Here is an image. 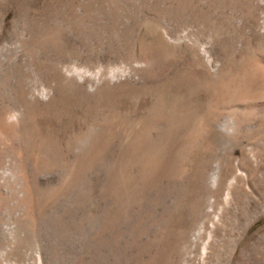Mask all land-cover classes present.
<instances>
[{"label":"rangeland","instance_id":"1","mask_svg":"<svg viewBox=\"0 0 264 264\" xmlns=\"http://www.w3.org/2000/svg\"><path fill=\"white\" fill-rule=\"evenodd\" d=\"M1 230L4 264H264V0H0Z\"/></svg>","mask_w":264,"mask_h":264},{"label":"bare ground","instance_id":"2","mask_svg":"<svg viewBox=\"0 0 264 264\" xmlns=\"http://www.w3.org/2000/svg\"><path fill=\"white\" fill-rule=\"evenodd\" d=\"M260 12V11H259ZM252 27V26H251ZM201 32V31H200ZM263 43V42H262ZM262 64V63H261ZM61 72V71H60ZM245 74V73H244ZM254 77V76H253ZM230 83V82H229ZM6 115V114H5ZM252 171V170H251ZM213 181L216 180V174L213 175L212 177ZM123 194V193H122ZM121 196V195H120ZM120 207V206H119ZM5 230H1L0 232L2 233H8V232H4ZM3 257H6V253L5 252H2L1 253ZM0 264H4L3 261H2V258L0 259Z\"/></svg>","mask_w":264,"mask_h":264}]
</instances>
